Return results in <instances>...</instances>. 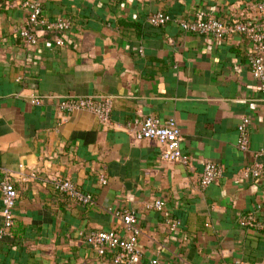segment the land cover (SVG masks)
<instances>
[{
	"label": "crops",
	"instance_id": "crops-1",
	"mask_svg": "<svg viewBox=\"0 0 264 264\" xmlns=\"http://www.w3.org/2000/svg\"><path fill=\"white\" fill-rule=\"evenodd\" d=\"M257 2L42 0L44 18L64 17L71 26L59 34L39 27L38 42L27 45L20 29L29 6L0 0V194L5 175L19 193L0 264H116L85 234H126L120 209L137 215L139 264H264V172L242 171L264 164L256 154L264 146V91L248 59L252 42L239 32L216 40L178 22L201 10L264 22ZM159 10L172 19L156 26L149 16ZM70 96L112 98V125L90 110L61 112ZM149 115L177 120L188 163L164 158L155 139L136 137L135 121ZM244 116L246 150L238 146ZM208 159L223 170L202 188ZM58 176L95 202L58 191ZM157 198L164 207L148 208ZM248 212L258 225L241 223Z\"/></svg>",
	"mask_w": 264,
	"mask_h": 264
},
{
	"label": "built area",
	"instance_id": "built-area-1",
	"mask_svg": "<svg viewBox=\"0 0 264 264\" xmlns=\"http://www.w3.org/2000/svg\"><path fill=\"white\" fill-rule=\"evenodd\" d=\"M22 4L29 6L28 20L20 29V37L27 45L38 42L37 28L56 29L64 31L71 26V20L58 17L48 19L43 16L42 0H22ZM257 9L264 11V0H258ZM169 13L159 10L149 16V21L156 26L163 25L171 20ZM180 26L190 32L208 35L216 40L239 32L245 34L252 42L253 49L249 54V63L253 75L259 80L264 91V22L243 18L225 20L205 10H201L196 17H181L178 19ZM60 43H64L59 38ZM36 103H41L40 98H35ZM58 108L61 112L75 109L90 110L97 115L99 120L106 126L112 125L113 101L110 97L78 96L67 97L60 101ZM249 117L244 116L239 125V148L246 150L249 147ZM134 133L137 138L155 139L163 146L162 155L168 160H180L188 163L189 156L184 152L182 132L174 117L165 119L156 115H149L135 121ZM257 155L264 154V146L256 152ZM223 167L214 160L208 159L204 162V169L200 177V186L205 188L216 180L222 173ZM243 172L259 176L264 172V164L255 160L247 164ZM100 180L106 182V177L101 174ZM55 188L70 199L77 200L83 204H93L95 198L92 193L79 188L69 177H54ZM18 189L10 176L5 175L1 182L0 200L2 203L3 222L0 226V242L11 236L15 223V208L18 199ZM164 200L157 198L147 204L148 208L161 209ZM122 220L126 234L117 229H92L85 234V240L93 246L99 254L111 253L116 264H139L141 261V249L138 246L137 215L132 209H120L115 212ZM180 223L179 219L173 221V227ZM241 223L246 226L258 225L257 218L253 212H248L241 217Z\"/></svg>",
	"mask_w": 264,
	"mask_h": 264
},
{
	"label": "trees",
	"instance_id": "trees-1",
	"mask_svg": "<svg viewBox=\"0 0 264 264\" xmlns=\"http://www.w3.org/2000/svg\"><path fill=\"white\" fill-rule=\"evenodd\" d=\"M42 7H43V4H42ZM45 30L49 33V34H59L60 31L56 30V29H46Z\"/></svg>",
	"mask_w": 264,
	"mask_h": 264
}]
</instances>
